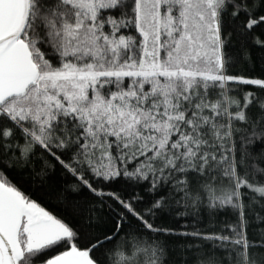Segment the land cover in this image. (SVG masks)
Here are the masks:
<instances>
[{
    "label": "snow or ice",
    "instance_id": "1",
    "mask_svg": "<svg viewBox=\"0 0 264 264\" xmlns=\"http://www.w3.org/2000/svg\"><path fill=\"white\" fill-rule=\"evenodd\" d=\"M0 264H264V0H0Z\"/></svg>",
    "mask_w": 264,
    "mask_h": 264
},
{
    "label": "trees",
    "instance_id": "2",
    "mask_svg": "<svg viewBox=\"0 0 264 264\" xmlns=\"http://www.w3.org/2000/svg\"><path fill=\"white\" fill-rule=\"evenodd\" d=\"M258 56H259V50L258 49H254L253 50V58H254V61H255V64H256L257 71L259 70V67H260V62L257 59Z\"/></svg>",
    "mask_w": 264,
    "mask_h": 264
}]
</instances>
